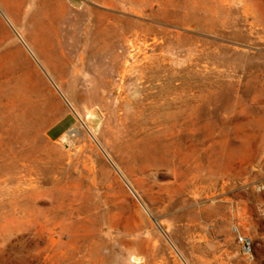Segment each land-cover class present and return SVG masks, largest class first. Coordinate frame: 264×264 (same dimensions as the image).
I'll return each mask as SVG.
<instances>
[{
  "label": "rangeland",
  "instance_id": "rangeland-1",
  "mask_svg": "<svg viewBox=\"0 0 264 264\" xmlns=\"http://www.w3.org/2000/svg\"><path fill=\"white\" fill-rule=\"evenodd\" d=\"M18 2L70 29L0 86V264H264V0Z\"/></svg>",
  "mask_w": 264,
  "mask_h": 264
},
{
  "label": "crops",
  "instance_id": "crops-1",
  "mask_svg": "<svg viewBox=\"0 0 264 264\" xmlns=\"http://www.w3.org/2000/svg\"><path fill=\"white\" fill-rule=\"evenodd\" d=\"M31 1V0H30ZM43 7L49 10L54 8L55 0H43ZM59 1V0H58ZM38 6L36 0L27 3L25 8L27 12L36 9ZM22 7V3L18 0H0V16L4 22H0V86L6 87V81H21L28 79V72L23 69L22 56L27 59L31 57L33 66L44 61L40 60V52L38 43H44L47 40H62L66 38L69 25L55 23H22L16 22L13 18L11 9ZM37 72V71H35ZM42 76L44 72L42 71ZM55 78V76H52ZM20 86L19 83L16 84ZM76 117L71 114H65L56 122L51 124L47 129V139L56 142L61 139L75 124Z\"/></svg>",
  "mask_w": 264,
  "mask_h": 264
},
{
  "label": "bare ground",
  "instance_id": "bare-ground-1",
  "mask_svg": "<svg viewBox=\"0 0 264 264\" xmlns=\"http://www.w3.org/2000/svg\"><path fill=\"white\" fill-rule=\"evenodd\" d=\"M263 96V95H262ZM264 99V98H263ZM252 102L254 103L255 102V99L253 98L252 99ZM261 105H263V104H261ZM253 109V108H252ZM251 124H252V130H251V133H252V138H251V152L252 153H254V148H255V131H254V128H255V121L254 120H252V122H251ZM263 126H264V119H263V121H262V124L260 125V129L261 128H263ZM253 167V166H252ZM258 170H259V172L260 173H262V174H264V164H260L259 166H258Z\"/></svg>",
  "mask_w": 264,
  "mask_h": 264
},
{
  "label": "built area",
  "instance_id": "built-area-1",
  "mask_svg": "<svg viewBox=\"0 0 264 264\" xmlns=\"http://www.w3.org/2000/svg\"><path fill=\"white\" fill-rule=\"evenodd\" d=\"M241 240V243L243 245V249L246 250V251H250V243L248 242L247 239H240Z\"/></svg>",
  "mask_w": 264,
  "mask_h": 264
}]
</instances>
